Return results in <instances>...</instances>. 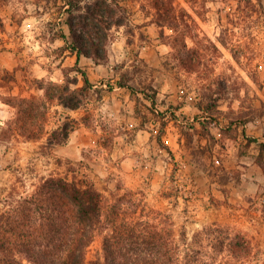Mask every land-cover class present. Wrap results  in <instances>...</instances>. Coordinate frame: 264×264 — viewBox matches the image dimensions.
Here are the masks:
<instances>
[{"label":"rangeland","instance_id":"374dc122","mask_svg":"<svg viewBox=\"0 0 264 264\" xmlns=\"http://www.w3.org/2000/svg\"><path fill=\"white\" fill-rule=\"evenodd\" d=\"M107 1L123 24L97 58L67 48L65 0H0V213L58 174L93 183L126 216L163 213L191 260L211 262L208 229H232L250 244L236 264H264V189L248 192L237 167L264 171V132L247 133L264 124V0ZM181 29L197 69L175 55ZM57 85L79 106L48 97ZM87 259L103 261L100 236Z\"/></svg>","mask_w":264,"mask_h":264},{"label":"trees","instance_id":"16d2710c","mask_svg":"<svg viewBox=\"0 0 264 264\" xmlns=\"http://www.w3.org/2000/svg\"><path fill=\"white\" fill-rule=\"evenodd\" d=\"M80 1L65 0L71 41L66 35L62 38L78 57L102 58L101 49L108 30L123 23L113 19L116 10L107 0H93L85 6V13L73 15L81 8ZM165 24L174 30L179 28L178 24ZM173 47L184 68L197 69L199 52L193 50L189 56L183 29L174 36ZM81 75L84 83H88L86 73L81 71ZM67 92L68 86L57 85L46 95L57 97L66 106L78 107L79 100L67 102ZM32 119L28 121L34 122ZM163 131L161 127L157 140L168 149L162 139ZM8 205L0 213V264H204L195 257L188 258L189 249L181 248L186 243L184 230L178 236L174 222H169V227L161 226L163 213L133 211L126 216L120 203L107 207L103 194L93 183L50 174L33 192ZM208 230L218 235L212 243L211 262L207 264H236L249 255L250 244L241 231L232 233V229H226V235L221 236L223 229ZM96 236L101 237L102 262L87 259L88 247ZM222 253L228 258L218 262L217 256Z\"/></svg>","mask_w":264,"mask_h":264},{"label":"crops","instance_id":"0c3cea01","mask_svg":"<svg viewBox=\"0 0 264 264\" xmlns=\"http://www.w3.org/2000/svg\"><path fill=\"white\" fill-rule=\"evenodd\" d=\"M264 68V67H263ZM264 89V87H263ZM263 96H264V90L262 92ZM264 99V97H263ZM262 119L264 121V116H262ZM253 134V133H257V134H261L262 132H264V124L260 125V126H255V127H251L250 129L247 130V133ZM253 146V145H251ZM251 149L248 150V152H252V153H257L258 151H256L255 149L252 150V147H250ZM252 158V156H251ZM254 158V156H253ZM240 161H242V159L240 158ZM238 168H243V173L246 176V184L242 185L245 186L246 190L250 193H255L256 191H261L264 189V171L258 167L254 161L253 164L250 163V165L246 166V167H242L241 165H237Z\"/></svg>","mask_w":264,"mask_h":264},{"label":"built area","instance_id":"2783aa9c","mask_svg":"<svg viewBox=\"0 0 264 264\" xmlns=\"http://www.w3.org/2000/svg\"><path fill=\"white\" fill-rule=\"evenodd\" d=\"M261 202L264 204V196L261 198Z\"/></svg>","mask_w":264,"mask_h":264}]
</instances>
